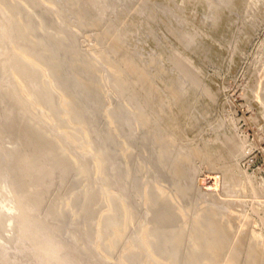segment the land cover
<instances>
[{"label": "rangeland", "instance_id": "1", "mask_svg": "<svg viewBox=\"0 0 264 264\" xmlns=\"http://www.w3.org/2000/svg\"><path fill=\"white\" fill-rule=\"evenodd\" d=\"M0 171V264H264V0H0Z\"/></svg>", "mask_w": 264, "mask_h": 264}, {"label": "bare ground", "instance_id": "2", "mask_svg": "<svg viewBox=\"0 0 264 264\" xmlns=\"http://www.w3.org/2000/svg\"><path fill=\"white\" fill-rule=\"evenodd\" d=\"M21 30H23V29H21ZM34 131H38L37 130V128H34ZM8 181H9V177H8V175L7 174H5V173H2L1 171H0V184H1V186L2 185H7L8 184ZM21 182V181H20ZM4 187V186H3ZM69 218V217H68ZM73 220V219H72ZM143 239V238H142Z\"/></svg>", "mask_w": 264, "mask_h": 264}]
</instances>
